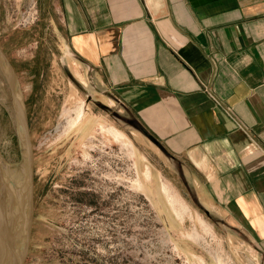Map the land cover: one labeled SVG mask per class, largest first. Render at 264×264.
Instances as JSON below:
<instances>
[{
  "label": "crops",
  "instance_id": "0c3cea01",
  "mask_svg": "<svg viewBox=\"0 0 264 264\" xmlns=\"http://www.w3.org/2000/svg\"><path fill=\"white\" fill-rule=\"evenodd\" d=\"M53 1L73 77L118 113L150 177L264 257V0Z\"/></svg>",
  "mask_w": 264,
  "mask_h": 264
},
{
  "label": "rangeland",
  "instance_id": "374dc122",
  "mask_svg": "<svg viewBox=\"0 0 264 264\" xmlns=\"http://www.w3.org/2000/svg\"><path fill=\"white\" fill-rule=\"evenodd\" d=\"M67 36L53 0H0V57L15 71L32 162L24 264H264L195 195L150 177L118 113L73 77ZM5 77L0 67V152L15 166L26 146Z\"/></svg>",
  "mask_w": 264,
  "mask_h": 264
},
{
  "label": "bare ground",
  "instance_id": "6f19581e",
  "mask_svg": "<svg viewBox=\"0 0 264 264\" xmlns=\"http://www.w3.org/2000/svg\"><path fill=\"white\" fill-rule=\"evenodd\" d=\"M0 67L11 91L15 127L26 146L27 131L22 127L25 125L24 108L16 90L15 71L3 57H0ZM24 148L23 159L15 166L9 165L12 161L0 152V264H24L28 250L33 179L31 155L27 146Z\"/></svg>",
  "mask_w": 264,
  "mask_h": 264
},
{
  "label": "water",
  "instance_id": "95a60500",
  "mask_svg": "<svg viewBox=\"0 0 264 264\" xmlns=\"http://www.w3.org/2000/svg\"><path fill=\"white\" fill-rule=\"evenodd\" d=\"M90 99V98H89ZM23 120L25 121V123L27 124V122H26V120L24 119V116H23ZM29 150V149H28ZM29 153H30V155H31V152H30V150H29ZM33 179V178H32ZM33 181V180H32ZM32 213V212H31ZM31 216H32V214H31Z\"/></svg>",
  "mask_w": 264,
  "mask_h": 264
}]
</instances>
